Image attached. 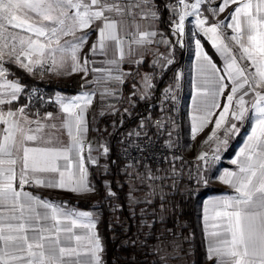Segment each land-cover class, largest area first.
<instances>
[{
  "label": "snow or ice",
  "instance_id": "1",
  "mask_svg": "<svg viewBox=\"0 0 264 264\" xmlns=\"http://www.w3.org/2000/svg\"><path fill=\"white\" fill-rule=\"evenodd\" d=\"M161 4L171 8L178 17L172 21L173 34L180 38L178 44L182 42L185 18L195 16L196 27L225 57L223 71L226 75H221L222 70L203 51L201 40H194L198 49V71L204 79L203 87L198 88L201 102L197 111L202 115L198 118L199 125L192 128L193 139L212 122L210 118L221 107L219 99L230 87L225 80L231 82L230 92L209 135V139L217 141L216 152L227 145L229 134L238 131L236 121L243 122L249 111H254L255 115L248 143L232 161L239 165V171L226 172L221 177L237 195L211 202L213 219L218 222L212 224L214 230L209 232L214 239L207 247V262L264 264V0H220L215 6L213 0H195L194 3L176 0L175 4H163L161 0ZM176 5L180 6L178 11ZM232 5L235 7L225 18L231 22L215 19ZM202 6L213 18L212 22L201 11ZM159 11L157 0H0V79L3 80L0 106L18 100L24 90L19 82L7 80L6 61L29 73L39 67L60 75L65 74L60 70L65 67L67 58L71 60L68 75L80 72L86 78L89 72H105L106 80L122 83L125 74L120 63L126 57H132L131 63L138 62L133 45L151 44L152 38L157 36L156 31H141L136 25L135 32L126 33L130 37L126 39L121 32L126 31L127 20L135 21L141 16L156 22ZM15 29L22 31H12ZM87 29L96 35L89 52L107 55L111 49L113 56L118 57L107 61L113 67L89 68L86 56L81 61L78 53L88 41V32L84 31ZM225 29H231L233 34L228 37ZM77 32L83 34L77 36ZM191 35L194 37L195 33ZM68 36L73 39L61 44V39ZM226 40L239 46L238 53L233 52ZM46 60L50 63L46 64ZM242 61L250 64L242 66ZM171 63L170 56L164 59V65ZM142 79L145 89H151V78ZM166 91L171 93L170 88ZM250 92L255 95L251 108L246 107L248 102L244 99ZM147 95L145 91L144 96ZM57 103L65 114L62 119L48 112L45 117L32 120L24 107L16 111L0 109V124L6 125L0 128V209L4 210L0 211V264H104V248L91 213L65 210L22 190L24 185L34 184L81 195L95 191L87 180L83 155L88 131L85 113L92 103V94L60 97ZM196 119L193 117L194 122ZM33 124L35 128L31 127ZM225 124L224 138H220L217 130ZM61 131H66L70 137L66 146L59 141ZM87 148V159L97 164L98 159L91 156V146ZM103 151L106 154L108 149ZM206 155L202 154L199 159L207 163ZM73 162L75 171L70 167ZM110 195L115 197L116 193ZM76 229L81 231L77 233ZM171 243L173 252L182 250L178 241ZM160 264H168V256L161 257Z\"/></svg>",
  "mask_w": 264,
  "mask_h": 264
},
{
  "label": "crops",
  "instance_id": "2",
  "mask_svg": "<svg viewBox=\"0 0 264 264\" xmlns=\"http://www.w3.org/2000/svg\"><path fill=\"white\" fill-rule=\"evenodd\" d=\"M190 3H194L195 0H189ZM220 3V0H213V6ZM235 5L230 6L224 13H220L218 17L215 19L224 20L225 23L231 22L230 20H226L228 13L232 11ZM201 11L204 12L205 16H209V13L205 11L204 6L201 7ZM178 19V17H177ZM212 17L209 16V22H212ZM195 16H189L185 18L184 22V33L182 37V42L177 43V40L180 39L176 35H174L175 25L173 23L170 31L162 28L160 25V20L153 22L150 18H143L141 16H137L136 20L133 21L130 18L127 20L126 31H122L121 35L126 39H130L126 35L127 32H135L136 25L140 26L141 31H156L157 36L152 38L153 42L151 44H147L141 47H137L133 45L135 50V59L138 61L137 63H131L132 57H126L123 62L120 63L119 67L122 69L125 74L123 82L120 84H116L115 81L106 80L105 77L107 73H92L89 72L86 78H83V73L73 72L71 75L66 74L71 71V60L66 58V64L63 69L60 71L65 74H56L55 72L46 71V73L41 74L39 68L37 67L34 73H29L37 78L44 79L48 81L50 85V96H51V104L48 108H46L42 115H37L35 108L29 105L25 99V88L27 84L24 80L17 76H9L11 73L10 67L7 65L10 61H6L4 63V67L8 69L7 80L13 82H19L24 86V90L19 94V99L13 101L11 104H6L0 106V109L7 111L11 109L16 111L20 107L25 108V113L29 116L30 119L36 120L41 117H45L48 112H52L54 116H59L61 119L65 114L62 113L59 104L57 103L58 98H75L77 96H81L84 93L92 94V103L87 106L86 109V119H87V127L88 131L85 136V151L83 153L85 157V165L87 167V180L89 184L94 187L95 191L91 194L81 195L74 192H71L66 189L60 188H46L37 186L34 184H26L23 186V192L29 193L34 197H38L40 200L47 201L56 206L62 207L63 209L67 208V204L70 205L68 209L80 208L82 210H92L96 212L99 216V212L97 208H84L80 206H76L71 204L68 201L57 198L55 194H63L67 196H75V197H86L90 198L93 201H97L99 189L98 187H102L101 180L97 179L99 175H105L102 178L103 187L107 188L109 192H111V164L114 163V160L111 161L108 157L109 147L107 144V138L102 134L101 127L106 125L109 122L107 117L111 118V123L113 128L122 121L116 118V116L128 113L130 114V110L133 108L136 99L147 97L151 93V89L146 90L144 86L143 77L149 76L151 78V84L153 86V76L155 72H159L162 70L161 66L164 65V59L166 57H171L172 63L175 61V52L176 46H181L185 51V60L184 66L187 69L188 75L190 77V88L191 93L189 100L187 101L185 107L183 103V115L184 116V131H185V140H186V149L187 152L191 154H196L194 157L198 158L202 152L206 151L208 146H214L217 141L215 138L209 139V135L214 127V121L218 118L219 113L222 111L223 106L226 103L225 97L230 92L231 82L225 80V83L229 84V88L225 90L224 94L220 97L219 103L221 105L220 108L215 110L214 115L210 118L212 122L208 123L202 131L195 134V138L193 139L192 128L194 126L199 125V116L202 115L201 112L197 111V106L201 102V97L198 95V88L203 87L202 80L204 77L198 71V59L197 52L198 49L194 42L195 39H200L201 44L203 45V51L206 52L212 59V62L216 65L218 69H221V75H226V72L223 71L225 69V57L221 55L215 47H213L211 41L208 37L204 36L203 33L199 31L196 27ZM19 30V29H18ZM88 32V41L82 48V50L78 53L81 61L86 56L89 61V68L99 67V68H109L113 67L109 65L107 61L109 59L118 58L113 56V51L111 49L108 50L107 55H99L92 54L89 52V48L93 42L96 40V35L92 32L91 29L84 30ZM226 35L230 37L233 32L231 29H225ZM195 33L193 37L191 34ZM83 32H77V36L82 35ZM71 36L63 37L61 39V44H64L66 40H72ZM162 41H166L168 43H164ZM229 46L233 48L234 53H238L239 46L234 45L232 42L227 41ZM171 45V46H169ZM142 53V56L139 55ZM59 59V56L57 57ZM239 61V56H238ZM186 62V65H185ZM171 63V64H172ZM161 64V65H160ZM250 64L248 61H242L241 65ZM168 65H164L163 69L168 67ZM77 78L75 81L77 89L73 93L66 92L62 88L54 87L53 84L56 83H68L71 79ZM50 81V82H49ZM99 81V82H97ZM130 83L129 85L127 83ZM0 84H3V80L0 79ZM60 84V85H61ZM115 84V85H114ZM133 84H135V88H133ZM111 85H114L115 89L113 94L111 95ZM247 87V86H246ZM126 88V89H125ZM0 91H3L0 89ZM126 91H129L128 93ZM147 91L148 95L144 96V92ZM133 92L136 94L133 95ZM238 96L240 93L237 94ZM245 101L248 102L246 107L251 108V101L255 99L254 93H249V95L244 97ZM114 101V107L111 106V102ZM235 106V99L233 102V107ZM232 109H230L231 111ZM193 117H197V119L193 120ZM229 120H231V116L229 115ZM51 123V121H49ZM238 131L232 135L229 134L227 137L228 143L226 146L222 147L223 155L220 161L205 163L203 161L199 164L197 169V178L198 185L204 187L205 193L198 198L194 206V230L191 233V239L197 241L198 246L201 247L202 257L199 264H208L206 259V252L209 242L214 239L209 236V232L213 231L212 224L217 223L218 221L213 219V211L211 208V202L217 200L221 197L226 196H236L237 193L235 189L223 182L221 177L224 176L226 172H238L239 165L233 164L232 161L236 160L240 156L241 149L245 147L248 143V137L252 134V129L255 126V115L254 111H249L246 114V118L243 122L236 121ZM152 127L153 120L149 124L148 119H143L138 123L136 127L132 129H141L144 127ZM227 124L223 125L221 129L217 130V136L220 138H224V127ZM6 125L0 124V128H4ZM31 127L35 128V124L31 125ZM131 129H129L130 131ZM48 129H45L47 132ZM129 131H127L126 135L128 136ZM0 137H2V133H0ZM59 141L62 146H66L70 143V137L67 135L66 131H61L59 134ZM91 146V156L96 157L98 159L97 164H91L87 159L89 152L87 146ZM104 148H107L108 151L105 154ZM242 159V157H241ZM61 163H64L63 161ZM127 164L125 166V174L124 178L127 185V193L129 197V204L132 206L136 203L150 202L154 197L160 196L161 198L165 197V194L168 192L175 191H189V181L186 177V174L181 169H178L174 165H169L166 168L156 170L152 167H144L141 165H136L139 170H131ZM71 170L75 171L74 162L70 165ZM97 175L96 178L94 175ZM150 177H155L152 179ZM212 187H218L220 189L214 190ZM33 189H39L38 192ZM0 211H4L0 209ZM37 211H43L42 209H37ZM100 224V219H99ZM100 228V227H99ZM77 233L81 230L76 229ZM103 237V236H102ZM104 240V238H103ZM182 249V248H181ZM104 254H105V241H104ZM165 256L172 255L174 257H184L186 259V264H193L195 261V251L192 247H188L185 250L178 249L176 252H173V247L170 246L168 249L164 250Z\"/></svg>",
  "mask_w": 264,
  "mask_h": 264
},
{
  "label": "trees",
  "instance_id": "3",
  "mask_svg": "<svg viewBox=\"0 0 264 264\" xmlns=\"http://www.w3.org/2000/svg\"><path fill=\"white\" fill-rule=\"evenodd\" d=\"M163 4H175L176 0H162ZM160 11L158 12L160 25L170 31L177 16L171 8H165L161 0H157ZM177 7V11L178 6ZM185 51L181 46H176L175 61L165 69L155 72L153 76V86L151 93L147 97L138 98L130 110V114L125 113L119 116L118 121H122L113 128L111 118L106 125L101 127L102 134L107 138L109 147L108 157L114 163L111 164V175L109 177L111 192L103 187H98L99 194L97 201L86 197L67 196L55 194L62 200L73 205L84 208H97L100 214V230L105 241L106 264H160L161 257H164V250L172 246V241H178L182 250L192 247L195 251V261L199 264L202 257L201 247L197 241L191 239L194 230V206L198 198L204 193V187L198 185V191L192 196L189 191L168 192L164 198L154 197L150 202L129 204L127 185L124 174L125 164L120 157L121 150L127 144V131L136 127L144 119H148L149 124L153 117L158 114V107L155 105L160 90L171 83L174 71L179 66L184 65ZM11 73L9 76H17L25 81L27 86L37 84L45 87L50 94L48 81L37 78L29 74L25 69L14 63L7 64ZM71 79L68 83H56L54 87L62 88L66 92L73 93L76 89L75 81ZM50 82V81H49ZM61 84V85H60ZM130 84L129 82L127 83ZM126 89V88H125ZM127 93L129 91H126ZM26 99V96H25ZM27 101V100H26ZM96 174L94 177L96 178ZM218 190V187H212ZM38 192L39 189H33ZM168 264H186L184 257L168 256Z\"/></svg>",
  "mask_w": 264,
  "mask_h": 264
},
{
  "label": "built area",
  "instance_id": "4",
  "mask_svg": "<svg viewBox=\"0 0 264 264\" xmlns=\"http://www.w3.org/2000/svg\"><path fill=\"white\" fill-rule=\"evenodd\" d=\"M183 67L184 65L177 67L171 83L160 90L155 100L159 112L153 117V126L142 133L131 129L127 139L129 135L131 138L122 149L121 156L127 164L152 167L156 170L169 165L176 166L185 172L189 181V193L195 196L198 191V167L195 157L189 155L186 149ZM169 88L171 93L166 91ZM25 96L28 104L35 108L37 114H42L51 104L50 94L41 85L27 86ZM206 158L211 159V156Z\"/></svg>",
  "mask_w": 264,
  "mask_h": 264
},
{
  "label": "rangeland",
  "instance_id": "5",
  "mask_svg": "<svg viewBox=\"0 0 264 264\" xmlns=\"http://www.w3.org/2000/svg\"><path fill=\"white\" fill-rule=\"evenodd\" d=\"M186 2H188V3H190V1L189 0H186ZM178 6V9H179V5H177ZM189 11H191V9H189ZM175 27V26H174ZM12 31H15V32H21L22 30H18V29H15V30H12ZM48 63H50V61H48V60H46V64H48ZM161 65V64H160ZM185 65H186V62H185ZM39 68V67H38ZM122 70V69H121ZM39 71H40V73L43 71V74L44 73H46V71L47 70H42V69H40L39 68ZM116 73L115 72H113V75H115ZM182 76H183V82H184V99H183V103H184V107H185V105H186V103H187V101L189 100V97H190V93H191V88H190V77H189V75H188V72H187V69H186V67L184 66L183 67V69H182ZM116 84L118 85V84H120V83H117L116 82ZM115 85V84H114ZM114 85H111V95L113 94V91H114V89H115V87H114ZM26 88H27V86H26ZM26 88H25V91H26ZM28 103V102H27ZM115 105H117V104H115V102L114 101H112L111 102V106L112 107H114ZM43 113V112H42ZM42 115V114H41ZM39 116V115H38ZM184 116H185V113H184ZM148 128H150V127H144V128H139V129H136V130H133V131H136V132H140V133H142V132H145L146 130H148ZM130 138H131V135H129V137H128V139H127V142L130 140ZM126 145V144H125ZM125 145L123 146V148L125 147ZM216 144L214 145V146H208L207 148H206V151H204V152H202L201 154H199L200 156L202 155V154H207L206 155V157L207 156H211V159H207L206 157H205V160L207 161V163H211V162H217V161H220L221 160V158H222V155H223V150H221L220 152H216ZM122 148V149H123ZM121 152H122V150H121ZM190 155V154H189ZM196 154H191V156H195ZM199 156V157H200ZM120 157H121V159L123 160V163L125 164V165H127V163H126V161L122 158V156H121V154H120ZM199 157L198 158H195V163L197 164V167L199 166V164H201L203 161L202 160H200L199 159ZM214 157H218V158H214ZM130 166V167H129ZM128 167L131 169V170H139V168L136 166V165H133V164H131V165H128ZM198 172V171H197ZM199 180V178H197V181ZM68 208H70V205H68L67 204V208H65V210H69V211H73V212H75V213H91L92 214V218L94 219V221H95V223H96V228H95V231H96V233L99 235V238H100V242H101V244H102V246H103V248H104V240H103V237H102V234H101V230H100V228H99V219H100V216L96 213V212H94V211H92V210H82V209H80V208H75V209H68ZM103 260H104V264H106V258H105V254H104V252H103Z\"/></svg>",
  "mask_w": 264,
  "mask_h": 264
}]
</instances>
